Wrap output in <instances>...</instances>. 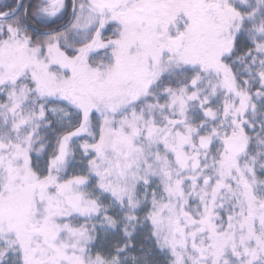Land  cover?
<instances>
[{
  "label": "snow or ice",
  "instance_id": "1",
  "mask_svg": "<svg viewBox=\"0 0 264 264\" xmlns=\"http://www.w3.org/2000/svg\"><path fill=\"white\" fill-rule=\"evenodd\" d=\"M0 264H264V0H0Z\"/></svg>",
  "mask_w": 264,
  "mask_h": 264
}]
</instances>
